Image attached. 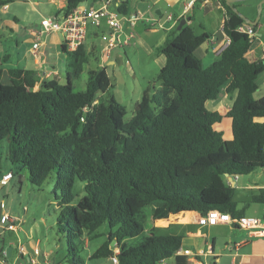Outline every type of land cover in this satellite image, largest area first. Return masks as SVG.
Wrapping results in <instances>:
<instances>
[{
  "label": "trees",
  "instance_id": "trees-1",
  "mask_svg": "<svg viewBox=\"0 0 264 264\" xmlns=\"http://www.w3.org/2000/svg\"><path fill=\"white\" fill-rule=\"evenodd\" d=\"M85 1L66 0L59 13L67 15ZM218 2L226 12L222 31L227 46L204 67L192 51L198 40L193 29L183 25L177 31L181 17L172 36L155 48L164 57L156 77L160 88L143 93L128 122L115 97L107 94L110 81L104 66L89 70L85 90L74 91L72 80L90 59L100 61L86 44L73 52L63 46L67 85L41 81L39 70L19 68L8 71L7 84L0 83V142L6 143V159L26 171L35 187L55 173L56 227L72 251L68 264H85L79 257L84 238H97L103 225L107 240L90 260L111 258L115 244L118 264H188L187 257L176 255L183 233H174V226H145L141 214L146 208L153 222L191 211L243 216L234 201L235 189L225 180L226 175L264 168V96L254 99L264 60L246 57L254 39L237 30L245 24L232 10L236 3ZM6 3L0 0V7ZM128 4L123 0L118 11L129 14ZM222 90L234 95L224 115L206 108ZM224 118L231 122L230 140L214 129ZM76 180L84 184L85 194L75 204ZM249 203L264 205V191ZM146 232L145 241L126 244Z\"/></svg>",
  "mask_w": 264,
  "mask_h": 264
},
{
  "label": "rangeland",
  "instance_id": "rangeland-1",
  "mask_svg": "<svg viewBox=\"0 0 264 264\" xmlns=\"http://www.w3.org/2000/svg\"><path fill=\"white\" fill-rule=\"evenodd\" d=\"M10 1L14 3H11V9L7 11L6 14L0 15V21L11 19L13 15H16L18 22L17 24L14 22L9 24V27L14 29V34L12 38H6L2 41V47L7 45L10 47L11 44L15 45V41H18L17 44L24 49L33 47L37 41H32V38L27 34L21 36L20 33L22 29L25 28L28 30L31 24L40 25L41 18L39 17V11L46 15H51L54 12V6L49 4L48 0H30L32 3H35V5L32 4L31 6L28 5L29 2L22 1V3H17L18 0ZM190 1L191 0H174V6L165 8V15L162 18L163 20L160 21L163 23L161 28H159L157 24L151 26L143 23H139L136 25L137 27H131L130 31L134 34L132 44L127 47L119 48L116 59L113 61L110 60V62L113 63L104 66L106 75L110 81L107 94L113 95L123 108L125 112L124 122H128L131 119L135 110V101L140 100L145 91L154 92L160 88V83L156 80L157 74L160 71V65L156 60L157 55L154 53L155 46L151 48L154 49V51L152 50L151 52L147 51L145 48L147 46L151 47L150 44L152 41L149 38V32H146L144 27L147 29H160L158 32L162 36L164 34L163 29H166L171 23L176 26L178 21L177 16L180 14L183 5ZM259 1L260 0H245L236 2V10L247 19L255 20L258 16ZM37 2H40V4L38 5ZM192 4H190V8L185 17H192L191 27L195 34L201 35V33H203L204 30L201 29L200 24H205L208 20L209 22L211 20L213 21V26H211L215 29L212 31H217L219 25L217 13L214 10L207 11V9L201 8L198 5L192 8ZM87 5V1L81 3L82 7ZM167 14L172 16L173 21L164 23L163 21ZM209 16H211V18ZM60 17L62 16H57V18ZM46 18H49V16H46ZM258 23L259 26L262 27L260 30L258 29V34L260 36L255 37V39L264 41V4L259 14ZM126 26L129 28L128 25ZM102 27H104L103 23ZM205 27H207L206 24ZM3 31L7 35L11 34L9 28H4ZM205 33L208 34V30ZM51 34L52 33H49L47 36ZM55 34L58 39L61 37L59 33ZM51 38L52 37L48 38L49 43L45 49L46 60L44 64H47L46 71L52 72V70H57L60 75L58 81L61 84L67 85L69 81L66 76V55L62 53L61 44H59L58 39L56 48L53 42H51ZM91 42L98 48L101 40L93 39ZM161 58L163 57L161 56ZM202 63L205 66L207 62L206 60H202ZM98 65L96 61L90 59L89 63L84 66L79 78L72 80L74 91L85 90L88 71L96 69ZM256 96H258V93H256ZM221 126L223 136L226 137V135L229 134L227 121L225 120ZM6 152V143L2 141L0 142V174L12 171L14 177L8 184H0V217L3 213H7V215L11 217L15 216L18 222L17 230L13 233L4 231L0 226V253L2 250L9 247V243H12L13 245L11 247L15 249L17 244L25 246L31 240H39V249L41 251L51 252L50 261H52L53 264H68L66 259L72 255V251L67 249L66 240L64 236L58 233L56 227L59 208L53 194L55 173H52L41 187H35L29 182L26 171H18L9 164L6 159ZM73 194L75 196L74 203L76 204L85 194L84 184L82 182L78 180L75 181ZM141 221L147 227L153 225V220L149 217V208L143 210ZM107 230V225L101 226L97 230V233L100 235L91 242L87 241V237L84 238L85 248L79 251V257L84 260L85 264H113L111 258L89 259V255L107 240ZM148 237L149 232H146L145 237L126 241V244L129 246L136 245L137 243L145 241ZM112 248L115 253L119 250L118 246L116 247L115 244H112ZM8 260L9 258H6V261Z\"/></svg>",
  "mask_w": 264,
  "mask_h": 264
},
{
  "label": "crops",
  "instance_id": "crops-1",
  "mask_svg": "<svg viewBox=\"0 0 264 264\" xmlns=\"http://www.w3.org/2000/svg\"><path fill=\"white\" fill-rule=\"evenodd\" d=\"M5 1H7L8 3L0 7V15L6 14L7 11L11 9V3H14L10 0ZM22 1L29 2V6H31L32 4L35 5V3H32L30 0H18L17 3H22ZM87 2V6L82 7L80 5L79 7H99L101 0H87ZM48 3L54 6V12L51 15H46L45 13L39 11V17L41 19L46 18V16H49V18L63 16V14H59V12L62 10V8H64L66 0H48ZM37 4L39 5L40 2H37ZM190 4H192V8H194L195 5H198L201 8L203 7L204 9H207V11L214 10L218 15L217 20L219 22V25L217 31H212L213 29H215L212 27L213 21L211 20L209 22L208 20L205 22L207 27H205V24H200L201 29L204 30L201 35H197L194 32L198 40L196 42L197 44H193L192 51L193 53L197 54L196 56L199 57L201 61L206 60L207 63L205 66H203L207 67L227 46L228 39L222 31V24L226 19V12L218 2V0H208L207 3H204L203 0H191L190 2L183 5L180 14L177 16V20H179L181 17L187 18L185 16L187 15V12L190 8ZM172 6H174V0H129L128 13L140 14L143 19L145 18L149 21H140L139 23L154 26V24H157L156 22L163 20L162 18L165 15L164 9ZM167 15L169 16L170 14ZM209 17L211 18V16ZM166 18L163 21L164 23L172 22L167 21ZM11 22L17 24L18 19L16 15H13L11 19L9 18L5 21H0V83L7 84L9 82L8 71L16 68L34 71L39 70L40 72L38 73V76L40 77L41 81L49 79L58 80L60 76L59 72L57 70H52V72L46 71L47 64H45L44 71L40 70L41 64L39 59L34 57L30 52L32 47L24 49L22 46H19L17 44L18 41H15V45L11 44L10 47L8 45L2 47V41H4L6 38L8 39L13 37L14 29L9 27V24H11ZM126 25L127 24L124 25L125 31H130L131 27L128 25V28ZM184 25L192 28V21L188 20ZM38 26L39 25L37 24H31L28 30L23 28L20 35L22 36L27 34L30 38H32V41H37L36 38L31 35V30L37 28ZM103 26L104 27H102L101 25V27L97 29L89 24L87 27V39L85 44H89V48H94L99 55L101 52L102 42H100V45L97 48L91 41L93 39L100 40L101 34L103 32L107 33L109 31L105 23H103ZM174 27L175 25L171 23L166 29L162 28L164 32L162 36L158 32L160 29H147L146 27H144L145 31L149 32V38L152 41L150 44L151 47H145L147 51H154V49H151L153 48V46H155L156 48L162 45L167 40V38H170L172 36L171 33L173 32ZM261 27L262 26H259V23H257V27L256 29H254L256 37L260 36L258 34V29L260 30ZM4 28H9V32H11V34H5V32L3 31ZM206 29L209 32L208 34L205 33L207 31ZM49 37H52L51 42H53V44L57 48L56 42L58 38L55 32L50 36L46 35L39 38L40 52L42 48L44 62L46 60L45 49L47 48V44L49 43ZM58 42L59 44H61V51L65 55V52L63 51L62 37L58 39ZM112 54L110 57L106 58V60L104 61V66L106 64L113 63L110 62V60L112 61ZM156 55V60L158 61L161 69L164 65V57L162 56L163 58H161L160 55ZM116 57L117 54L115 56V59ZM246 57L249 60H264V41L254 39L250 50L246 54ZM101 65H103V63H101ZM98 66H100V61ZM256 82L258 85V90L254 93V99H259L264 96V71L258 76ZM37 86H39V83L37 84ZM256 93H258V96H256ZM233 98L234 95L230 96L225 92V90H222L218 99L206 102V108L210 111H217L220 114L224 115L231 107ZM138 101L139 100L135 101L134 106ZM225 120L228 123L229 134L226 135V137L223 136V138H227L225 140H230L232 138V133L231 122L229 119L224 118L221 123L214 126V129L222 132L221 125ZM261 121L264 122V119H262ZM8 172L10 171H7L5 173ZM13 177L14 176H12V179ZM225 181L235 189L234 201L237 203V210L241 211V214L243 216L256 217L264 222V205L259 203H249L251 202V199L254 195L258 194L262 190L264 191V168L259 169L256 172L254 171L248 175L232 177V181H230L226 177ZM4 214L7 213H3L2 215ZM200 215L201 214L197 211L180 213L172 215L168 219L156 220L153 222V225L155 227L163 229L174 226V233H183L184 237L182 239L181 247L192 252V256L187 257L188 264H264V235H255L247 229H243L237 225L231 224L219 223L213 226H201L198 224V218L200 217ZM39 244V240H31L25 246L22 245L26 251V256L21 259L24 264H46V262L47 264H53V262L50 261L51 252L43 250L41 251L39 249ZM12 245V243H9L8 248H10L11 251L10 255L6 257L9 258V260L6 261V264H15L19 258L17 255L16 246L20 244H17L15 246V249L11 247ZM35 249H38L37 253L34 252ZM14 251L16 252V254ZM30 260H33V262H31Z\"/></svg>",
  "mask_w": 264,
  "mask_h": 264
},
{
  "label": "built area",
  "instance_id": "built-area-1",
  "mask_svg": "<svg viewBox=\"0 0 264 264\" xmlns=\"http://www.w3.org/2000/svg\"><path fill=\"white\" fill-rule=\"evenodd\" d=\"M122 2L123 0H101L99 7H77L69 14L63 15L60 18H42L40 25L31 30V35L36 38L37 43L34 44L30 52L38 59L40 54L39 38L54 32L61 35L62 44L65 47V50L67 52H73L77 50L79 46L85 44L87 39V27L89 24L99 29L102 23H105L109 31L107 33L103 32L100 36L102 47L99 55L100 66H104V61L111 56L114 50L129 46L134 40L133 32L125 31L124 25L127 24L130 27H134L140 21H149L145 18L143 19L140 14H121L118 9ZM203 2L207 3L208 0H203ZM166 20L173 21V18L169 15ZM156 23L158 27H162L160 21ZM237 30L249 35L252 39H255L256 37L255 30L250 25H241ZM228 43L229 40H227V44ZM101 63H103V65H101ZM38 87L39 86L35 85L34 89L37 90ZM11 179L12 174L7 173L0 178V184L6 185ZM17 222V218L11 217L7 214L0 217V226L4 231L15 232L17 230ZM219 223L237 225L243 229L251 231L255 235H264V222L256 217H232L228 213L220 212L218 210H210L206 214L200 215L198 218V224L201 226H213ZM16 249L19 258L15 264H24L21 260L26 256L24 247L22 245H17ZM34 252L37 253L38 249H35ZM118 252L115 253L113 250V256L111 257L113 264H118L116 257ZM176 255L190 257L192 256V252L188 249L179 247L176 251ZM6 257V251L2 250L0 253V264H6ZM30 261L33 262V260Z\"/></svg>",
  "mask_w": 264,
  "mask_h": 264
},
{
  "label": "water",
  "instance_id": "water-1",
  "mask_svg": "<svg viewBox=\"0 0 264 264\" xmlns=\"http://www.w3.org/2000/svg\"><path fill=\"white\" fill-rule=\"evenodd\" d=\"M225 2V4L227 6H231L232 4L236 3V2H239V1H245V0H223ZM264 4V0H260L259 1V4H258V16L255 18V20H250V19H247L245 16H243L242 14H240L236 8H232L233 12H235L242 20L243 22L246 24V25H250V26H256L257 23H258V20H259V14H260V11H261V8H262V5ZM190 20V17H187V18H184V19H181L178 26H177V31H179L182 26L186 23V21ZM118 53V50H114L113 54H112V61L115 59V56L116 54ZM39 61H40V70L41 71H44L45 69V64H44V56L42 54V48H41V52L39 54ZM226 177L232 181V177L226 175ZM10 251L11 249L10 248H7L6 249V252H7V256L10 255Z\"/></svg>",
  "mask_w": 264,
  "mask_h": 264
}]
</instances>
